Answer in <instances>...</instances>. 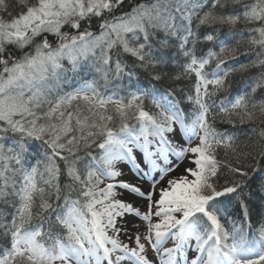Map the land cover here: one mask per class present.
I'll return each instance as SVG.
<instances>
[{"label": "snow or ice", "instance_id": "snow-or-ice-1", "mask_svg": "<svg viewBox=\"0 0 264 264\" xmlns=\"http://www.w3.org/2000/svg\"><path fill=\"white\" fill-rule=\"evenodd\" d=\"M0 264H264V0H0Z\"/></svg>", "mask_w": 264, "mask_h": 264}, {"label": "trees", "instance_id": "trees-1", "mask_svg": "<svg viewBox=\"0 0 264 264\" xmlns=\"http://www.w3.org/2000/svg\"><path fill=\"white\" fill-rule=\"evenodd\" d=\"M241 59H244L243 57Z\"/></svg>", "mask_w": 264, "mask_h": 264}]
</instances>
